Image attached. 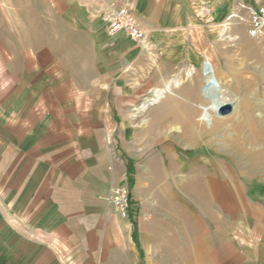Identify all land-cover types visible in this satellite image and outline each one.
Instances as JSON below:
<instances>
[{"label":"crops","instance_id":"0c3cea01","mask_svg":"<svg viewBox=\"0 0 264 264\" xmlns=\"http://www.w3.org/2000/svg\"><path fill=\"white\" fill-rule=\"evenodd\" d=\"M117 1L145 27V45L107 32L104 12ZM261 1L58 0L69 58L54 44L5 56L0 73V264H264V181L243 199L234 182L206 208L205 174L193 175L182 187L201 193L195 205L140 201L129 218L105 198L128 188L116 132L145 59L174 57L188 39L200 52L209 28Z\"/></svg>","mask_w":264,"mask_h":264},{"label":"rangeland","instance_id":"374dc122","mask_svg":"<svg viewBox=\"0 0 264 264\" xmlns=\"http://www.w3.org/2000/svg\"><path fill=\"white\" fill-rule=\"evenodd\" d=\"M59 8L58 0H0V73L5 56L37 57L43 48L58 47L60 35L68 33ZM219 24L209 28L204 41L199 36L200 52L187 46L190 39L183 40L174 57H147L135 73L132 82L140 93L126 99L120 111L124 122L116 134L125 161L133 163L132 200L139 212L140 201L164 206L165 199L177 198L183 201L177 207L195 205V198H203L201 193L182 187L193 175L205 174L204 199H211L206 208L224 202V192L234 182L243 199L247 188L264 181V37L248 34L243 11ZM58 48L68 59L67 46ZM204 61H211L217 78L211 95L218 97L222 91L233 101L230 112L220 115L218 110L214 115L203 109L209 104L203 91ZM191 68L194 72L189 75ZM169 78L178 84L165 91L171 80L164 81ZM152 88L164 94L142 107L153 97ZM251 117L257 125L250 126ZM196 166H203L205 172H195Z\"/></svg>","mask_w":264,"mask_h":264},{"label":"built area","instance_id":"2783aa9c","mask_svg":"<svg viewBox=\"0 0 264 264\" xmlns=\"http://www.w3.org/2000/svg\"><path fill=\"white\" fill-rule=\"evenodd\" d=\"M240 11L245 12L248 34L255 38L264 37V0L256 5L241 2L237 10L230 13V17L236 18ZM104 15L109 34L123 33L139 45H145L147 31L128 6L117 1L106 7ZM105 198L112 203L122 217L129 218L132 213L137 214L133 200L129 197L128 188L113 187Z\"/></svg>","mask_w":264,"mask_h":264},{"label":"bare ground","instance_id":"6f19581e","mask_svg":"<svg viewBox=\"0 0 264 264\" xmlns=\"http://www.w3.org/2000/svg\"><path fill=\"white\" fill-rule=\"evenodd\" d=\"M209 63H211V61H209ZM211 65H212V69H211V66L209 64H207V61H205L203 64V67H202L203 74H204V80H205V86H204V90H203L204 96L209 100V104L206 107H204L203 109L212 112L214 115H218V110H219V114L221 115L222 110L225 106H231L233 108V106H232L233 101L226 99L225 95H222V91H218L219 92L218 97H213L211 95V93L215 91L214 86H215L216 82L214 81V78L217 79L215 74L212 72V70L215 72L213 64L211 63ZM174 84L177 85L178 81H176L175 79L168 81L165 84V91L168 90L169 88H171L172 86H174ZM163 94H164V91L162 89H155L153 91V95H152L153 97L148 98L147 102L144 103V105L142 107H146L149 104H153V103L159 101V99H161ZM171 121H173V120H171ZM236 124L241 125V123H238V122ZM255 125H257V122L255 121V119H253L251 117L250 126H255ZM239 148H240V146H239ZM250 154H252V153H250Z\"/></svg>","mask_w":264,"mask_h":264},{"label":"trees","instance_id":"16d2710c","mask_svg":"<svg viewBox=\"0 0 264 264\" xmlns=\"http://www.w3.org/2000/svg\"><path fill=\"white\" fill-rule=\"evenodd\" d=\"M127 177H128L129 197L132 199V188L134 187V184H135V178L133 174V163L131 159H128Z\"/></svg>","mask_w":264,"mask_h":264},{"label":"water","instance_id":"95a60500","mask_svg":"<svg viewBox=\"0 0 264 264\" xmlns=\"http://www.w3.org/2000/svg\"><path fill=\"white\" fill-rule=\"evenodd\" d=\"M207 64L210 65V63L207 61ZM231 106H225L222 110V113H227V112H230L231 111Z\"/></svg>","mask_w":264,"mask_h":264}]
</instances>
